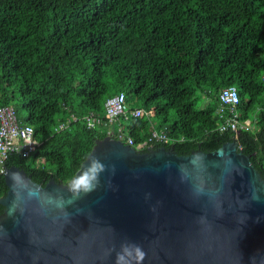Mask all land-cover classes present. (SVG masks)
Wrapping results in <instances>:
<instances>
[{"label":"trees","instance_id":"1","mask_svg":"<svg viewBox=\"0 0 264 264\" xmlns=\"http://www.w3.org/2000/svg\"><path fill=\"white\" fill-rule=\"evenodd\" d=\"M261 75L264 0H0V105L37 141L29 157L8 153L2 169L68 183L106 131L80 117L103 115L105 98L122 92L129 108L153 110L116 118L134 143L153 128L170 138L153 147L181 155L234 141L264 179ZM228 85L251 129L216 130L217 93Z\"/></svg>","mask_w":264,"mask_h":264},{"label":"water","instance_id":"2","mask_svg":"<svg viewBox=\"0 0 264 264\" xmlns=\"http://www.w3.org/2000/svg\"><path fill=\"white\" fill-rule=\"evenodd\" d=\"M2 175L0 264H264V179L234 141L181 155L104 136L68 183Z\"/></svg>","mask_w":264,"mask_h":264},{"label":"built area","instance_id":"3","mask_svg":"<svg viewBox=\"0 0 264 264\" xmlns=\"http://www.w3.org/2000/svg\"><path fill=\"white\" fill-rule=\"evenodd\" d=\"M264 84V75L260 76ZM218 106L215 110L217 115L216 130L232 131L236 133L240 129H251L252 125L248 119L240 120L239 112L236 109L238 95L232 85L222 87L218 93ZM142 117L153 115V110L142 109L139 107L129 108L124 103L122 92L112 94L105 98L103 103V115H97L88 111L80 118L83 120L86 128L102 127L105 136L122 141L132 146L136 151H142L154 143H166L170 138L163 130L151 129L148 136L134 143L132 138L123 132L122 126L115 124L118 116ZM70 119L58 121L53 127L54 131L65 128L70 120L76 119V116L70 114ZM172 142V141H170ZM37 141L33 137L32 127L25 123H20L16 117L13 106L0 105V171L2 172V161L7 154L14 152L20 157H29L35 149Z\"/></svg>","mask_w":264,"mask_h":264},{"label":"clouds","instance_id":"4","mask_svg":"<svg viewBox=\"0 0 264 264\" xmlns=\"http://www.w3.org/2000/svg\"><path fill=\"white\" fill-rule=\"evenodd\" d=\"M81 185H84L85 188H86V190H87L86 182H85L84 179H80V180L77 181V186H81ZM140 255H141V258H142L143 254L141 253ZM122 259H123V257L120 256V255H118V257H117V264H119V261L122 260Z\"/></svg>","mask_w":264,"mask_h":264},{"label":"rangeland","instance_id":"5","mask_svg":"<svg viewBox=\"0 0 264 264\" xmlns=\"http://www.w3.org/2000/svg\"><path fill=\"white\" fill-rule=\"evenodd\" d=\"M252 119H253V117L251 116V117H250V120H252Z\"/></svg>","mask_w":264,"mask_h":264}]
</instances>
